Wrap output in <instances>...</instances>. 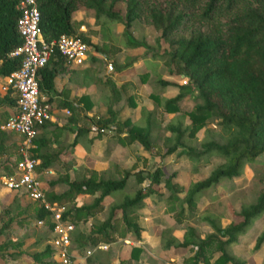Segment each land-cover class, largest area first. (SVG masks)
<instances>
[{
  "label": "trees",
  "instance_id": "1",
  "mask_svg": "<svg viewBox=\"0 0 264 264\" xmlns=\"http://www.w3.org/2000/svg\"><path fill=\"white\" fill-rule=\"evenodd\" d=\"M17 3L18 0H0V125L16 105L11 90L2 91L1 84L20 64L19 55H10L21 43L16 30ZM36 7L38 27L46 42L68 35L81 39L94 52H116L121 47L143 48L142 57H145L150 53L149 46L134 38L129 28L133 22L143 20L159 29L157 41L162 40L168 50L153 52L150 56L153 61L167 57L162 60L167 67L164 74L181 75L184 81L175 85L177 93L174 96L160 98L159 92L172 83L156 77L158 87L155 86L148 94L157 107L159 120L163 114H170L163 126L167 134L162 138L161 146L155 142L152 127L154 109L140 106V118L134 122L128 117L116 119L113 106L122 96H126L127 106H135L133 92L136 86L129 80L116 86L105 76L102 81L109 85L104 103L105 115L84 116L81 120L97 128L111 125L119 144L137 143L144 151L153 152L159 158L181 147L187 150L188 155H215L222 159L204 178L189 182L185 187L172 182L175 173L164 175L159 167L146 175L135 171L133 165L122 170L116 168L114 171L119 178H102L92 168L83 169L78 177L71 179L66 172L58 176L50 184H63L65 188L59 193L44 190L42 196L45 202L61 208V219L78 225L100 214L107 204L103 220L95 219L87 232L73 236L76 247L107 245L126 238L138 241L141 236L138 210L144 198L150 194H161L158 192L159 184L168 191L164 198L166 210L176 224H181L195 212L197 200L209 188L239 176L244 166L256 164L260 169L256 182L259 188L252 201L240 205L237 211H229L227 224L221 225L216 214L205 213L199 221L211 231L202 238L191 226L184 227L179 239L171 235L162 237L163 249L171 250L175 256L190 254L182 259L181 264H245L244 260L230 254L228 248L264 212V0H36ZM81 11L90 13L93 23L99 27L120 24V47L105 42L94 44L79 31L82 23L74 19L73 14ZM90 58L91 61L96 60L94 55ZM60 60L64 59L54 51L38 70L40 93L53 89V79L58 73L56 62ZM133 61L117 65L116 60L111 59L114 73L122 75L127 72ZM155 75L160 73L155 72ZM147 76V71L139 73V82ZM192 95L194 102L191 108L184 110V100ZM61 106L72 110L67 101L62 100ZM210 118L215 119L219 127V139L209 137L201 143L202 151L193 152L191 141ZM45 123L43 120L36 127L37 132ZM79 131L85 129L81 127ZM10 133L0 129V176L9 175L19 158L18 145L16 140H10ZM101 135L96 132L91 139ZM42 139L37 138L36 133L33 139L35 147L30 151L32 157L40 160L36 171L59 159L57 152L39 153V147L46 144ZM260 156L261 161H256ZM130 176L135 187L127 192L124 190ZM114 192L119 193L120 200L109 204L105 197ZM78 194L93 198L88 204L76 206L74 199ZM16 200L14 197L13 201ZM12 209L9 205L2 211L0 236L12 223L20 227L28 223V216L50 231L53 228L50 211L37 200L15 206L14 213ZM262 243L264 228L255 237L252 249L257 250ZM22 246L23 240H2L0 260L20 257L25 253ZM140 250L138 246L131 247L130 258L136 259ZM50 254L51 249L46 245L29 257L32 264H41ZM85 264L91 263L86 260Z\"/></svg>",
  "mask_w": 264,
  "mask_h": 264
},
{
  "label": "rangeland",
  "instance_id": "2",
  "mask_svg": "<svg viewBox=\"0 0 264 264\" xmlns=\"http://www.w3.org/2000/svg\"><path fill=\"white\" fill-rule=\"evenodd\" d=\"M73 18L81 21L82 25L79 27V31L84 33V35L90 30L87 35L92 36L89 38L94 44L99 45L101 42H105L110 43L113 47H120V24H112L109 27H99L93 23L92 15L83 11L75 12ZM129 30L134 38L143 40L149 46L150 53H162V51L168 50L167 45L162 40L157 41L160 30L149 25L147 22L143 20L135 21L132 23ZM87 47L86 56L88 60L92 48L89 45H87ZM143 51V48L130 50L120 48L116 52H99L98 55L104 54L110 59H115L117 65H121L122 63L135 59V57L142 54ZM150 53H148V58L142 57L138 63L134 61L132 64V73L134 74H128L129 76H127V78L133 77L132 79L138 81L137 72L144 69L155 70L160 66V71L164 72L166 70V65H162L160 61L167 59V57H161V60L157 62V60L153 61V57L150 56ZM112 68L114 69L113 65ZM105 69V66L101 63V65L92 68L90 73L91 75L100 76V79L107 76L116 86L124 80L123 76H114L113 69H106L107 72ZM147 77L145 78L147 82L142 83L139 87L138 98H134V107L127 106L125 102L126 96L121 97L114 105L116 116L118 115L119 119H124L126 117L130 119L136 118L141 104L148 100V82H151L153 77L152 75L149 76V79H147ZM163 77L174 83H183L181 75H164ZM107 93H109V85L107 83H103L102 85L97 83L94 90L96 96L95 99H93L95 104L91 110L92 113H96L98 116L105 115L104 98ZM166 94L172 95L173 92L168 91ZM193 96L194 95L187 97L184 100V110L191 108L194 102ZM152 107H154L152 127L154 130L155 142L158 146H161L162 138L167 134L163 126L169 119L170 114L162 115L159 120L156 116V107L153 104ZM109 127L111 128V125ZM110 128L104 132L106 139L103 137L88 141L84 138L76 143L79 146V151L82 150V152L86 153L89 151L92 152L90 157L84 161V164L81 163V165L93 167L96 164V167L101 169L102 177L115 176L113 172L114 165L119 169H127L133 165L135 171L139 170L143 175L159 167L164 175L175 173L172 177V182L185 187L189 182L204 178L212 168L222 162V159L215 155H188L186 152L187 150L181 147H178L173 153L159 158L153 152L144 151L137 143H132L130 145L119 144L116 138H111L113 131ZM10 135V140L17 141L20 139L14 133H10ZM219 135L220 130L215 123V119L210 118L206 120L205 125L195 133V138L191 141L192 151H202V142L206 141L209 137L219 139ZM103 140L104 142H102ZM261 159L260 156L256 161H261ZM259 170V165H246L243 167L239 176L229 180H223L209 188L206 193L197 200L195 212L187 219L183 220L181 224H176L170 212L166 210L164 198L168 194V191L159 184L158 192L161 194H150L144 198L142 207L138 210V223L141 227V236L138 241L118 239L111 244H107L104 249H90L88 246L79 249L75 246L73 236L79 231L87 232L89 224L92 223L93 220H89L85 224L81 223L79 227H75L71 235L70 248L72 254L77 258L76 264H85L86 260H89L91 264H118L119 262H122V264H181L182 259L190 254L186 252L182 256H175L173 252L171 253V250L163 249L162 237L171 235L179 239L184 227L191 226L198 236L202 238L211 231L206 224L199 221V217L205 213L216 214L219 217L221 225L227 224L230 220L229 211L231 209L237 211L240 205L253 200L259 188V185L256 183L260 175ZM133 187H135V184L132 176H130L124 191L130 192ZM118 194V192H114L108 197L109 204L120 200L121 196ZM22 195L23 193L21 191H10L5 189L0 181V216L2 211L9 205L13 208L12 211L14 213L15 206H22L25 205L27 201H31L27 199L26 196ZM179 196L181 197L182 193H180ZM14 197L17 198L16 201H13ZM80 201L88 203L91 201V198L82 197ZM57 212L60 213L61 208L58 207ZM98 217L103 219L104 214ZM27 220L28 223L21 227L12 223L9 229L0 236V242L7 239L23 240L22 248L25 253L14 259L7 258L3 261L0 260V264H32L29 254L42 250L46 245L49 246L52 231L41 223L33 221L29 216ZM96 220L99 219L97 218ZM263 228L264 212L253 220L249 229L243 236L238 237L236 243L229 246L228 250L230 254L244 260L245 264H262L264 261V243H262L257 250H253L252 246L255 237ZM133 246H138L141 249L136 259L130 258V249ZM87 249H90L89 253H87ZM47 260L48 259H45L41 264H50Z\"/></svg>",
  "mask_w": 264,
  "mask_h": 264
},
{
  "label": "built area",
  "instance_id": "3",
  "mask_svg": "<svg viewBox=\"0 0 264 264\" xmlns=\"http://www.w3.org/2000/svg\"><path fill=\"white\" fill-rule=\"evenodd\" d=\"M19 15L16 30L21 39L20 45L10 55L20 56L19 67L12 71L3 81L1 90H11L16 105L0 129L19 136L18 154L13 171L9 175L0 176L1 184L10 191H21L32 201H39L50 211L53 222L52 236L49 241L51 254L50 264H76V256L72 254L70 244L75 225L61 219L57 206L43 200L41 181L35 171L37 160L31 156L36 127L48 119V105L38 90V70L47 62L50 55L57 51L59 55L72 65H82L87 60V44L81 39L60 35L57 39L46 42L38 27V10L36 0H18ZM107 68L110 64L107 63ZM184 82V81H183ZM90 131L103 133L106 128L90 125ZM41 223V222H39ZM76 246V245H75ZM106 244H97L90 249H104ZM87 249V253L89 250Z\"/></svg>",
  "mask_w": 264,
  "mask_h": 264
},
{
  "label": "crops",
  "instance_id": "4",
  "mask_svg": "<svg viewBox=\"0 0 264 264\" xmlns=\"http://www.w3.org/2000/svg\"><path fill=\"white\" fill-rule=\"evenodd\" d=\"M89 31L90 30H88V32L85 33L86 36H88L87 33H89ZM88 37H92V36L90 35ZM121 48H125V47H121ZM125 49L130 50V49H136V48H125ZM143 52H142V54L135 57L134 61L136 63H138L142 59ZM98 53L99 52H94L92 50L90 56L94 55L96 57V60L91 61V58L89 56V59L84 61V63L82 65H72L65 60L57 61L56 63H58V64L56 66L58 67V73L56 74V76L53 79V89L48 91V92L41 93V95L44 97V99L45 100L49 99V101H47V102L45 101L48 105V119H46L45 126L43 128H39V130L37 132V138L41 137V138H43L42 139L43 141H46V144L39 147V149H40L39 153L41 152L43 154V153H47L50 151H52L53 153L57 152L58 158H59L56 162L49 164L47 167L40 168L39 171L35 170L40 181H41L42 191L52 190L55 193L61 192L65 188V186L63 184H59V183L50 184V181L57 179V177L60 175H64L65 172L70 179L74 178V177H78L80 172L86 168L95 169L97 171V173L99 174V176H101V174H102L101 169L96 167V164L93 167L81 165V163L84 164V161L88 157H90L92 152L89 151L86 153V152H82V150L79 151L78 150L79 146H78V144H76L77 141H80L81 139H84V138H86L88 141L93 140V139H91V137L94 135V133L92 131H90V129H89L91 124L90 123H84V121L81 120V118L84 116L96 115V113L91 112V110L95 104L94 100H93V99H95V96H96L94 94V90H95V86H97V83H100L101 85L104 83L102 81L104 77L102 79H100V76H97L94 74L91 75L90 71L95 66L101 65V63L105 66V68L107 70H109L106 66L107 63L110 64V68H111L110 70L113 69L111 59L104 54L98 55ZM145 57L148 58L149 57L148 54H146ZM134 61L132 62V64L134 63ZM158 61H160V60H157V62ZM160 62H162V61H160ZM161 64L164 65L163 62ZM159 67L155 70L144 69L142 71L137 72L138 81L132 79L133 77L127 78V76H129L128 74L131 75V73L133 71V66H131V68L129 70H127V72H124L122 75L115 74L114 69H113V75L114 76H123L124 80L122 82L127 81V80L132 81L136 86L135 92H133V93H135V98H138V94H139L138 91H139L140 85L144 82H147V80H144L143 82H139V73H143V72L147 71L148 72L147 79H149V76H151V75L153 77L151 82H148V84H149L148 85L149 86L148 94L153 90V88L155 86L158 87V85L156 83L157 82L156 77H160V79L168 81L163 77L164 75H167V74H164V72L160 71ZM106 69H105V71H106ZM155 72H159L160 75L159 76L155 75ZM132 74H134V73H132ZM168 76H173V75H168ZM169 82L172 83V85L165 86L162 89V91L159 92L158 95L160 98H169V97L174 96L177 93V88L175 85L178 83H176V82L174 83L171 81H169ZM2 83H3V81H2ZM168 91H172L173 94L167 95L166 93ZM129 93L131 94L132 92H129ZM107 94L105 95L104 103L106 101L105 99H106ZM148 94H147L148 100L143 102L141 104V106H144V107L149 108V109H153L154 107H152V104L155 107H156V105L148 97ZM62 100L67 101V103L70 104L71 109H72L71 111H69L68 109L63 108L61 106ZM90 105H91V107L88 108V106H90ZM104 107H105V104H104ZM113 109H114V106H113ZM156 109H157V107H156ZM156 109H155V111H156ZM139 118H140V114L138 113L136 118H131V119L129 118V119L134 122V121H137ZM116 119L117 120H123V119H119L118 115L116 116ZM81 127L83 129H85V131H79V129ZM108 128H110V127H107L106 130ZM110 129H112V128H110ZM112 131H113V134H112L111 138H115V136H114L115 132L113 129H112ZM103 137L105 138L104 132L102 133L100 138H103ZM74 139H75V141H74ZM104 140L102 142H104ZM18 141H19V139L16 141V143ZM99 143H101V142H99ZM34 147H35V145L33 144V147L31 148V150ZM35 159L37 160V165H38L40 160H39V158H35ZM116 168L119 169L117 166L114 165L113 166V172H114L115 176H109V177H102L101 176V177L102 178H118V177H120L114 171ZM119 170H122V169H119ZM46 179H47V181H46ZM82 197H90L91 200L93 198V196H90V195L78 194L74 199V203L76 206L81 205V204H88L91 202L90 201L88 203H84L83 201H80V198H82ZM108 197L109 196L105 197V200L107 202H109ZM28 202H32V200L27 201L26 203H28ZM106 209H107V204L105 206V210H103L100 214H98L92 218H89L83 224L87 223L89 220L94 221L95 218L96 219L98 218L99 221L103 220L104 218L100 219L98 216H100L101 214H104ZM80 224L81 223H79L78 225H75V227H79ZM90 224H89V228H90ZM89 228L87 229V231L89 230ZM79 232H83V231H79ZM76 233H78V232H76Z\"/></svg>",
  "mask_w": 264,
  "mask_h": 264
}]
</instances>
